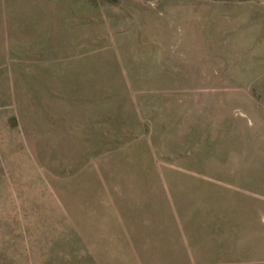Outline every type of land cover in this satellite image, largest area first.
I'll use <instances>...</instances> for the list:
<instances>
[{"label":"rangeland","instance_id":"1","mask_svg":"<svg viewBox=\"0 0 264 264\" xmlns=\"http://www.w3.org/2000/svg\"><path fill=\"white\" fill-rule=\"evenodd\" d=\"M263 217L264 0H0V264H211Z\"/></svg>","mask_w":264,"mask_h":264},{"label":"crops","instance_id":"2","mask_svg":"<svg viewBox=\"0 0 264 264\" xmlns=\"http://www.w3.org/2000/svg\"><path fill=\"white\" fill-rule=\"evenodd\" d=\"M213 254L211 264H264V228H229L227 245L214 247Z\"/></svg>","mask_w":264,"mask_h":264}]
</instances>
